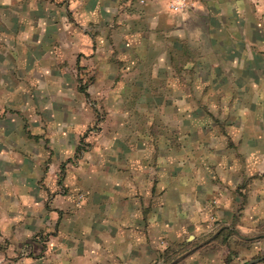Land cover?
Listing matches in <instances>:
<instances>
[{
  "label": "crops",
  "instance_id": "crops-1",
  "mask_svg": "<svg viewBox=\"0 0 264 264\" xmlns=\"http://www.w3.org/2000/svg\"><path fill=\"white\" fill-rule=\"evenodd\" d=\"M0 0V264H264V0Z\"/></svg>",
  "mask_w": 264,
  "mask_h": 264
},
{
  "label": "built area",
  "instance_id": "built-area-1",
  "mask_svg": "<svg viewBox=\"0 0 264 264\" xmlns=\"http://www.w3.org/2000/svg\"><path fill=\"white\" fill-rule=\"evenodd\" d=\"M191 5L188 0H168L166 3L167 8L176 13H183Z\"/></svg>",
  "mask_w": 264,
  "mask_h": 264
},
{
  "label": "water",
  "instance_id": "water-1",
  "mask_svg": "<svg viewBox=\"0 0 264 264\" xmlns=\"http://www.w3.org/2000/svg\"><path fill=\"white\" fill-rule=\"evenodd\" d=\"M256 260H258V259H252V260H249V261L246 262L245 264H252V263H254Z\"/></svg>",
  "mask_w": 264,
  "mask_h": 264
}]
</instances>
